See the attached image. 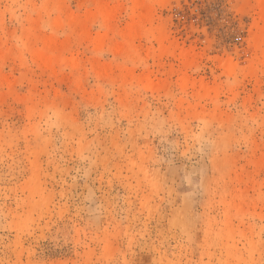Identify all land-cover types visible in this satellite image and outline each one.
<instances>
[{
	"label": "rangeland",
	"instance_id": "obj_1",
	"mask_svg": "<svg viewBox=\"0 0 264 264\" xmlns=\"http://www.w3.org/2000/svg\"><path fill=\"white\" fill-rule=\"evenodd\" d=\"M154 1L0 0V264H264V8Z\"/></svg>",
	"mask_w": 264,
	"mask_h": 264
},
{
	"label": "bare ground",
	"instance_id": "obj_2",
	"mask_svg": "<svg viewBox=\"0 0 264 264\" xmlns=\"http://www.w3.org/2000/svg\"><path fill=\"white\" fill-rule=\"evenodd\" d=\"M164 0H155L154 2L156 3H161L163 2ZM148 3H150V0H133L132 4L133 6L135 7L136 10L139 11V14L137 16V22L135 23V26L133 27V31L131 32L130 34V38H134L136 37L137 35H140L141 32H142V27H143V23L146 22L145 20H147V17L150 15L149 14V5ZM148 5V6H147ZM257 5L260 9V11L262 12L263 8H264V0H258L257 2ZM260 12V13H261ZM263 14V15H262ZM100 15L104 18V20H106L108 18V15L106 14V11L103 9L100 11ZM262 17V21H264V10H263V13H261V16ZM149 18V17H148ZM264 23V22H262ZM264 27V26H263ZM263 30V31H262ZM262 30H260L262 33L260 34V36H256V39L255 37L253 38L254 39V44H253V47L254 49L256 50H260V57H261V65L264 67V28H262ZM258 37V38H257ZM252 39V41H253ZM47 42V41H46ZM46 44V43H45ZM48 44V42H47ZM48 46V45H47ZM53 50V49H52ZM42 54V53H41ZM180 56V57H179ZM187 53H180L178 55V57L180 58V60L182 61V63L184 65H187V61H188V57H187ZM38 58H39V55H38ZM40 59V58H39ZM44 59V56L43 58ZM40 59V60H42ZM52 59V58H51ZM55 60V58H53ZM49 60H47L48 62ZM53 64V63H52Z\"/></svg>",
	"mask_w": 264,
	"mask_h": 264
}]
</instances>
